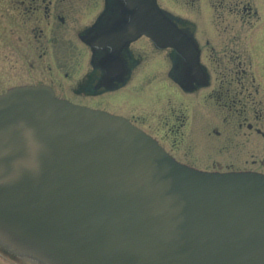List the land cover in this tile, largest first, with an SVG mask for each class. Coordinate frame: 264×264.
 Wrapping results in <instances>:
<instances>
[{
    "label": "water",
    "instance_id": "1",
    "mask_svg": "<svg viewBox=\"0 0 264 264\" xmlns=\"http://www.w3.org/2000/svg\"><path fill=\"white\" fill-rule=\"evenodd\" d=\"M125 3V41L146 36L200 73L156 0ZM0 231L55 264H264V176L193 170L125 118L13 89L0 96Z\"/></svg>",
    "mask_w": 264,
    "mask_h": 264
},
{
    "label": "flooded vegetation",
    "instance_id": "2",
    "mask_svg": "<svg viewBox=\"0 0 264 264\" xmlns=\"http://www.w3.org/2000/svg\"><path fill=\"white\" fill-rule=\"evenodd\" d=\"M181 1L190 14L172 20L194 40L200 73L173 50L139 45L144 37L125 41V0H0V96L47 88L103 110L92 101L123 89L149 46L168 54L170 100L179 105L170 106L164 135H149L190 168L264 175V66L248 40L258 7L253 0H203L200 12L202 0Z\"/></svg>",
    "mask_w": 264,
    "mask_h": 264
},
{
    "label": "rangeland",
    "instance_id": "3",
    "mask_svg": "<svg viewBox=\"0 0 264 264\" xmlns=\"http://www.w3.org/2000/svg\"><path fill=\"white\" fill-rule=\"evenodd\" d=\"M161 8L165 9L173 18L177 16H189L190 9L185 6L181 0H157ZM253 5L258 7V21L253 25L249 33V43L253 46L254 61L264 66V0H253ZM203 0L198 5L200 12H205ZM204 15V13H202ZM201 14V15H202ZM255 21V18L253 19ZM195 25V23H193ZM139 45L149 43L147 40H141ZM136 47V46H135ZM141 51V48H136ZM147 57L141 65H137L127 79L124 88L118 93L101 95L97 100H93L91 107L98 106L106 112L114 115L128 116L135 121V125L144 132L160 139L167 131L166 128L172 126L170 115L171 107L177 109V103L170 100L172 82L167 74L170 72V62L164 52H157L149 46L144 49ZM154 51V52H153ZM68 96V95H67ZM82 100V98L76 97ZM89 101V100H88ZM167 125V126H166ZM177 132V129L175 130ZM228 162H225L227 165ZM225 165L221 170L225 169ZM213 167V165H210ZM7 256V257H6ZM10 252L0 248V264H29L18 258L10 261Z\"/></svg>",
    "mask_w": 264,
    "mask_h": 264
},
{
    "label": "bare ground",
    "instance_id": "4",
    "mask_svg": "<svg viewBox=\"0 0 264 264\" xmlns=\"http://www.w3.org/2000/svg\"><path fill=\"white\" fill-rule=\"evenodd\" d=\"M0 247L6 251L17 253L23 260L29 264H55L51 258L41 253L29 251L23 248L17 240L8 237L0 231Z\"/></svg>",
    "mask_w": 264,
    "mask_h": 264
}]
</instances>
